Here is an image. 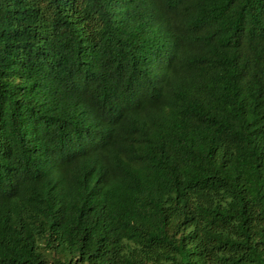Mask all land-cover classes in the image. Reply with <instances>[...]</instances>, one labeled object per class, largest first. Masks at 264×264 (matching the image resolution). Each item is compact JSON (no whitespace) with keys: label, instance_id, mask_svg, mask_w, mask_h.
<instances>
[{"label":"trees","instance_id":"trees-1","mask_svg":"<svg viewBox=\"0 0 264 264\" xmlns=\"http://www.w3.org/2000/svg\"><path fill=\"white\" fill-rule=\"evenodd\" d=\"M0 264H264V0H0Z\"/></svg>","mask_w":264,"mask_h":264}]
</instances>
